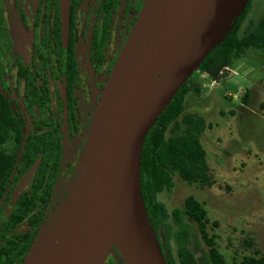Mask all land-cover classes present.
I'll return each instance as SVG.
<instances>
[{
  "label": "flooded vegetation",
  "instance_id": "1",
  "mask_svg": "<svg viewBox=\"0 0 264 264\" xmlns=\"http://www.w3.org/2000/svg\"><path fill=\"white\" fill-rule=\"evenodd\" d=\"M142 4L0 0V110L8 115L0 153L9 158L0 171V264H22L60 209ZM103 264L125 263L112 249Z\"/></svg>",
  "mask_w": 264,
  "mask_h": 264
},
{
  "label": "water",
  "instance_id": "2",
  "mask_svg": "<svg viewBox=\"0 0 264 264\" xmlns=\"http://www.w3.org/2000/svg\"><path fill=\"white\" fill-rule=\"evenodd\" d=\"M247 0H143L93 114L76 175L22 264H166L145 213V136Z\"/></svg>",
  "mask_w": 264,
  "mask_h": 264
},
{
  "label": "rangeland",
  "instance_id": "3",
  "mask_svg": "<svg viewBox=\"0 0 264 264\" xmlns=\"http://www.w3.org/2000/svg\"><path fill=\"white\" fill-rule=\"evenodd\" d=\"M263 12L264 0H252L242 29L255 25ZM188 80L201 91L185 96L183 113L201 116L207 124L201 144L212 183L188 185L173 176L172 187L157 200L168 213L181 210L188 196L201 203L207 231L228 264L264 256V49L249 50L218 83L198 70ZM182 220L196 263L211 264L195 225ZM159 233L165 241L161 228Z\"/></svg>",
  "mask_w": 264,
  "mask_h": 264
},
{
  "label": "trees",
  "instance_id": "4",
  "mask_svg": "<svg viewBox=\"0 0 264 264\" xmlns=\"http://www.w3.org/2000/svg\"><path fill=\"white\" fill-rule=\"evenodd\" d=\"M251 1L247 0L229 33L208 52L197 69L213 82L222 80L225 71L233 67L249 50L264 49V12L255 25L244 29L241 27ZM200 91L198 84L190 83L187 79L157 117L141 148L140 195L151 228L156 233L161 228L165 235L166 264H197L188 248L189 234L188 227L182 220L184 218L195 225L211 264H228L218 251L215 236L207 231V214L201 203L188 196L181 210L174 209L168 213L164 205L157 200L158 194L172 187L173 176L188 185L212 183L208 174L206 153L201 144L207 124L201 116L183 113L185 96L190 92L199 95ZM7 121L8 115L0 110V144L7 139ZM7 159V155L0 153V171H3ZM171 241L175 246V254L172 253ZM231 264H264V256H244L239 262Z\"/></svg>",
  "mask_w": 264,
  "mask_h": 264
},
{
  "label": "crops",
  "instance_id": "5",
  "mask_svg": "<svg viewBox=\"0 0 264 264\" xmlns=\"http://www.w3.org/2000/svg\"><path fill=\"white\" fill-rule=\"evenodd\" d=\"M212 83H216V82H213V81H212ZM217 83H218V82H217Z\"/></svg>",
  "mask_w": 264,
  "mask_h": 264
}]
</instances>
